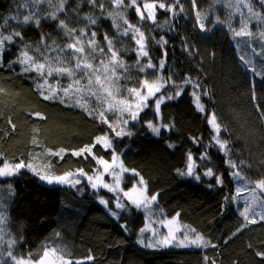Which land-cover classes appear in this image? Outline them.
Returning a JSON list of instances; mask_svg holds the SVG:
<instances>
[{
	"label": "trees",
	"instance_id": "obj_1",
	"mask_svg": "<svg viewBox=\"0 0 264 264\" xmlns=\"http://www.w3.org/2000/svg\"><path fill=\"white\" fill-rule=\"evenodd\" d=\"M128 2L125 0L126 4ZM164 2L177 4V0ZM57 3L58 0H52V5L47 2L36 5L33 0H0L1 32L23 34V40L15 38L6 46L0 66V88L4 90L0 92V166L5 161L13 164L23 161L33 164L41 174L47 173L50 165L49 174L62 175L83 169L87 176L95 177L103 171L97 159L111 163L114 150L119 156L117 163L122 161L125 168L135 169L146 181L149 193L157 195L153 207L161 219L178 218L183 231L195 229L210 244L206 248L145 247L138 239L147 223L145 208H136L124 199L127 207L117 208V194L93 189L87 176L79 175L80 183L74 186L49 184L32 170L23 168L15 175L0 176V216L3 217L0 219V264H15L9 251L17 258H29L45 247L60 249L70 254L65 259L82 260L84 264H211V261L264 264V259L255 255L264 250V221L248 223L236 232L237 227L246 222L240 216L243 208L236 203V178L231 175L238 170L252 184L264 178V117L261 116L264 112V60H256V69L262 75H255L252 64L246 59L248 51L243 54L230 33L222 29L212 34L203 33L193 0H178L175 14L156 9L155 23L151 20L138 23L134 8L126 9L128 21L145 33L151 61L157 65L155 69L141 72L135 66V41L131 35L118 36L107 15L113 11L109 0H97L96 6L88 0H67L64 10L57 12L58 19L54 20L47 14L56 11ZM100 3L104 4L103 12ZM255 3L264 14L261 0ZM198 8H202L200 2ZM30 13L40 15L39 26L34 22L21 23ZM88 15L98 17L95 25H88ZM60 19L65 20L69 28L86 29L85 45L92 31L97 32L95 39L106 51L104 33L113 38L114 48L120 49V57L129 66L127 73L117 70L122 73L116 85L120 88L117 100L128 97L127 89L139 87V81L171 78L157 97L148 101L149 106L139 113V118L130 120L124 128L131 135L118 137L98 116L89 115V111L101 107L95 97L85 94L81 100V104L87 103L88 110L76 103L79 96L65 97L64 102L59 98L46 100L41 95L42 89L37 87L44 83L43 79L34 71H22L24 66L19 63H10L16 60L25 42L32 45L30 54L36 55L34 49L44 36L41 51L45 55L53 61L63 57L74 64L71 50L61 52L57 48L54 52L47 47L71 42L65 30L58 26ZM74 35H79V31ZM101 59L105 57L98 56L91 62L99 64ZM147 59L140 58L141 66ZM161 60L165 61L163 68L158 67ZM187 78L201 85L195 91L200 95L204 111L194 103L193 85L183 83ZM69 82L66 76L56 75L47 80V84L57 90ZM173 85L182 86V91ZM43 91L48 94L47 85ZM177 91H180L178 96ZM204 92L208 95H203ZM160 96L164 99L157 113L154 105ZM169 96L173 98L168 99ZM212 113L222 125L220 138L228 141L227 154L212 139L215 132L208 123ZM106 116L112 124L128 119L126 113L123 118L113 112H107ZM9 120L16 125L15 130ZM149 121L170 127H161L160 134L155 135L148 127ZM104 134L113 140L112 149L97 145L92 154L80 157L71 154ZM33 139L37 143L34 144ZM49 149L52 152L66 149V152L62 157L55 156L49 154ZM189 152L196 162L199 180L177 171H186ZM205 154L207 158L202 160ZM228 160L236 162L237 168H231ZM208 168L222 177V184H217L214 176L204 175ZM128 172L127 189L139 180V176ZM105 174L108 181L113 179ZM234 196L237 198L231 199ZM101 198L108 201L107 207L100 203ZM261 199L264 201V196ZM112 212L118 215L113 216ZM192 235L189 232V236ZM89 255L94 257L92 261L86 259Z\"/></svg>",
	"mask_w": 264,
	"mask_h": 264
},
{
	"label": "snow or ice",
	"instance_id": "obj_2",
	"mask_svg": "<svg viewBox=\"0 0 264 264\" xmlns=\"http://www.w3.org/2000/svg\"><path fill=\"white\" fill-rule=\"evenodd\" d=\"M49 3L52 5V0H33V3L39 5L41 3ZM90 4L93 6L97 5V0H88ZM109 2L113 5V11L108 12L107 15L112 19L114 27L117 29L118 36H129L131 35L132 39L135 41L137 45V61L136 67L139 68L141 72H144L148 68L155 69L157 65L153 64L151 61V57L147 50V37L145 33L140 30L136 24H132L128 21L126 17V9L134 8L136 14L138 15V23L143 22L145 20H151L153 23L156 22V9H163L175 14V8L178 4L166 3L164 0H153V2H147V0H129L126 4L125 0H109ZM67 3V0H58L55 12L48 13V17L51 19H58L57 12L63 11L64 7ZM195 3V0H193ZM243 4L247 7L248 12L252 13L256 19L264 23V14L260 12H255L251 3L248 0H237V6ZM262 6H264V0H261ZM99 7L102 12L104 9V4L100 3ZM122 9L124 11H122ZM180 11L183 12L184 9L180 6ZM200 13L197 12V17L199 19ZM88 20V25H95L97 23L98 17L94 18L92 15H88L86 17ZM30 22H34L37 26L40 24V15L38 13H30L29 15H25L22 24H28ZM60 28L65 30V35L71 40L70 43H66L62 46L52 47L47 46L50 51H59L63 52L65 50H71L72 60L74 64L70 61L64 59L63 57H57L54 61L51 60L44 52L41 51V46L44 45V40L46 37L42 36L39 44L36 45L34 52L36 55L30 54V50L32 49V45L29 43H23L19 55L16 57L15 61L10 63H19L23 65L22 71L24 72H36L39 78H42L44 83L38 84L37 87L42 89L41 95L46 100L57 99L59 98L61 102H64V98L67 97L72 99L74 96H79V99L76 100V103L81 107H85L87 109V103L81 104V100H84L85 94L88 97H95L98 104L101 106L99 110L92 109L89 111V115L95 114L100 119L101 123L108 124V127L115 131L116 136H124L131 135V132L124 131V128L128 125L129 121H136L139 118V113L143 111L144 108L148 107V101L157 97V93L161 91V88L164 87L165 84L169 83L170 77L168 79H164L163 77H157L156 80L149 81L148 79H144L143 81H139V87L127 89L128 97L117 100L116 96L120 93V88L116 87L119 82L120 76L122 73H118V69H123L124 73H127L129 66L125 64L123 59L120 57V49L114 48L113 38L109 37L107 33H104V40L106 42L105 47H101L99 42L95 39L97 36V32L92 31L90 33L91 39L87 40V44L85 45V41L83 37L86 34V29L81 28L77 30L76 28H69L65 20L60 19L59 25ZM88 26H86L87 28ZM199 27L201 30H207L203 23H200ZM79 31V35H74ZM234 36H252L253 33L248 30V23L242 21V25L239 31L233 29ZM259 35L261 38H264V32H260ZM15 38H20L23 40V34L20 31H13L9 34L5 35L3 32H0V59H2V54L5 51V48L8 44L15 41ZM166 41H158V43ZM53 45H55V41H53ZM86 47L88 51L86 52ZM166 55V53H165ZM98 56L105 57V59H101L99 64H93L91 61L97 59ZM140 58H148L147 63L141 66ZM243 59V57L241 58ZM164 60L159 62L158 67H164ZM247 63V62H246ZM55 65V66H54ZM71 65V66H69ZM255 71V69H253ZM77 73H79V78L77 77ZM66 76L69 79V83L67 86L59 88V90L54 89L51 85L47 84L48 77L51 76ZM257 75H261V73H257ZM83 81V83H82ZM185 85L192 84L194 91L192 93L194 97V103L196 107L200 111H204L203 105L200 103V95L197 94L195 89H199L201 85L194 82L191 78L185 79L183 82ZM47 85L48 94L45 95L43 89ZM175 88H180L182 91V86L173 85ZM4 90L0 88V92ZM176 96L180 95V91L175 93ZM203 95H208L207 92H204ZM172 96H169L168 99H172ZM253 98L255 99V95L253 94ZM164 97L160 96L155 100V109L157 113L159 112L160 104L163 102ZM106 105V107H104ZM113 112L119 113L122 117L125 113L128 116V119H122L117 124L109 123L106 113ZM36 116H40V113H34ZM261 116L264 117V112H261ZM208 123L212 126L215 135L212 139L215 141L221 151L228 153V141L222 140L220 138V132L222 130V125L217 121V117L215 113H212L211 117L208 119ZM9 124L12 129L15 130L16 125L9 120ZM148 127L155 135L160 134L161 127L168 128L170 125H162L157 126L153 122H148ZM117 128H120V131H116ZM33 143H37L35 139H33ZM113 140L108 136V134H104L103 136H97L91 145H85L77 151H73L71 154L77 157L84 156L86 154H92L93 148L97 145H102L105 149H112ZM171 146V145H170ZM49 154L55 156H61L66 152V149H60L57 152H52L51 149L48 150ZM206 154L201 157V159H206ZM119 160V156L113 150L112 161L109 163L107 160L103 158L97 159V164L103 166V171L93 176H87V173L84 172L83 169H77L76 172L66 171L62 175H54L49 174L51 172V166H48V172L45 174H41L36 168L33 167L31 163H25L23 161L15 164H11L7 161L3 163V167H0V176H12L16 174L22 168H28L35 172L40 176L41 180L46 181L49 184L59 183V184H79V180H73V177L77 174L82 176H87L89 182L93 189L98 188H107L111 192L123 193V197H117L116 207L117 208H125L127 205L122 201V199H126L131 205H134L136 208H145L150 203L156 201V195H151L150 197L147 195V184L142 176H139V173L136 172L135 169H127L123 166V162ZM227 163L233 169L237 168L236 162L232 160H228ZM99 171V169H98ZM131 171L134 176H139V180L137 184L140 185L138 188L136 185H133L128 191H124L123 188H120V181L122 174L125 172ZM181 175L195 176L197 180H199V175L196 173V162L192 156V153L189 152L187 155L186 161V171L177 170ZM107 173L113 177V181L115 186H112L108 183H105L103 180V174ZM205 176L215 177L217 184H222L223 179L221 176L216 175L212 168H208L204 172ZM232 177L237 179H245L241 177L240 171H233L231 173ZM257 189L260 190V195L264 196V178L255 182L254 187L249 189L254 195L251 203L246 201V206L243 211L240 212V216L244 218L245 224H241L237 227L236 232H239L241 228L246 227L248 223L255 224L257 223V215L261 221H264V201H260L257 198L256 192ZM242 188H237V196L242 192ZM237 197L234 196L231 199L235 200ZM229 199L225 197V200ZM100 203L104 204L106 207L108 206V201L103 198L100 199ZM253 204H258L261 208V212L257 213ZM113 216H117L116 212H112ZM179 216V213H177ZM0 219H3L0 216ZM173 220L176 217L172 218ZM171 222H169V231L167 235H164L161 240H157L153 242L149 240L147 243H144L143 240L139 241L144 244L145 247H161V246H169L172 244H176L177 247H208L210 241H207L200 233L195 232V229H189L188 231H184L182 233L183 239L177 240L176 232L178 229L174 230L171 228ZM145 229H141L143 233ZM189 232L193 233L190 237ZM155 234V233H154ZM233 235H236L234 232ZM13 242H9L11 245ZM215 247V245H212ZM252 245H249L251 248ZM8 255L13 259L15 264H83L82 260L73 261L72 259H65L66 255H70L69 253L62 252L60 249L56 248H47L45 247L42 252L37 254H30L29 258H17L13 256L11 251L8 252ZM256 256L264 259V250L257 251L255 253ZM87 260L92 261L94 259L93 256L89 255L86 257ZM206 260L209 258L205 257ZM211 264H215V261H211Z\"/></svg>",
	"mask_w": 264,
	"mask_h": 264
},
{
	"label": "rangeland",
	"instance_id": "obj_3",
	"mask_svg": "<svg viewBox=\"0 0 264 264\" xmlns=\"http://www.w3.org/2000/svg\"><path fill=\"white\" fill-rule=\"evenodd\" d=\"M199 2L202 5V8L200 9L198 8ZM248 2L251 3L255 12L261 13L257 4L255 3V0H248ZM195 8H196V18L198 21V25H200V23H203L205 25V28L207 29V30L202 31L201 28L199 27L203 33L212 34L217 29H222L230 33L235 38L236 44L241 47L242 51H244L243 54L248 51L246 59L249 60V62L252 64L253 69H255V71L252 70L254 74L257 75V73H261L259 70L256 69L255 62L259 58L264 60V38H261V36L259 35L260 32H264V23L259 22L252 13H249L247 7H245L243 4H240L239 6H237V0H195ZM197 12L201 14L199 19L197 17ZM242 21L248 23V30H250L253 33L252 36H234L233 29L236 31H239L242 25ZM3 56H4V52L2 54V59H0V66L3 63ZM1 165L2 166L0 167H3V163ZM22 169H20L17 173H19ZM96 175H99V173ZM105 175L106 174H103L104 182L112 186H115L113 179L108 181L107 179H105L104 177ZM78 176L79 174L74 176L73 180H79ZM128 176H130V173L125 172L122 174V177H121L119 186L120 188H123L124 191H128L130 189V188L129 189L126 188V184L128 182V178H127ZM1 177L6 178L8 176H1ZM188 177H195V176H188ZM236 184H237V188L239 187L243 189L242 192L239 194L238 202L236 203L242 206V208L244 209V207L246 206V201L251 203L253 200L254 194L251 191H249V189L254 187V184L246 181L245 179H237V178H236ZM135 185L138 188L140 187V185H138L137 182ZM101 189L109 191L107 188L101 187ZM111 193H116V192H111ZM116 194H117V197L118 196L121 198L123 197L122 192L116 193ZM147 195L149 197L151 196L148 189H147ZM256 195H257L258 200L263 201L261 199L260 191L258 189H257ZM124 201H126V199H124ZM156 203H157V195H156V201L150 203L147 207H145L147 215H148L147 223L142 228V229H145V231L143 233L140 231V233L138 234L139 241L143 240L144 243H147L149 240H152L153 242L157 240H161L164 235L168 234L169 222H171L170 226L172 229L179 230L176 232L177 240L183 239L182 233L184 231L181 229L180 223H178L179 221L178 218L175 220L161 219L159 216L160 214H158L153 207V205ZM253 207L255 208V211L257 213L261 212V208L258 206V204H253ZM256 219L257 221L260 220L258 215ZM172 245L176 246L175 243ZM189 247H194V246H188L187 248ZM150 248H154V247H150Z\"/></svg>",
	"mask_w": 264,
	"mask_h": 264
}]
</instances>
